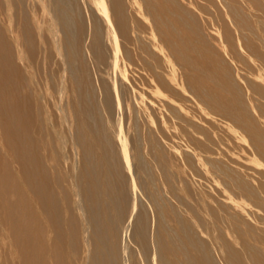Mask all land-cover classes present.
I'll return each instance as SVG.
<instances>
[{
    "label": "bare ground",
    "instance_id": "obj_1",
    "mask_svg": "<svg viewBox=\"0 0 264 264\" xmlns=\"http://www.w3.org/2000/svg\"><path fill=\"white\" fill-rule=\"evenodd\" d=\"M254 1L0 0V264H264Z\"/></svg>",
    "mask_w": 264,
    "mask_h": 264
},
{
    "label": "rangeland",
    "instance_id": "obj_2",
    "mask_svg": "<svg viewBox=\"0 0 264 264\" xmlns=\"http://www.w3.org/2000/svg\"><path fill=\"white\" fill-rule=\"evenodd\" d=\"M241 2V1H239ZM255 4H258V3H264L263 0H256L254 1ZM214 8V7H213ZM215 9V8H214ZM254 10V9H253ZM254 13L257 14V15H261L262 14V11H256L254 10ZM241 50L244 54L247 53V50L245 49V47H241ZM248 54V53H247ZM252 61L254 60V57H252L251 59ZM255 79H258L260 81H262L264 83V65L261 64V65H257V71H256V76H255ZM262 162H264V159H261Z\"/></svg>",
    "mask_w": 264,
    "mask_h": 264
}]
</instances>
